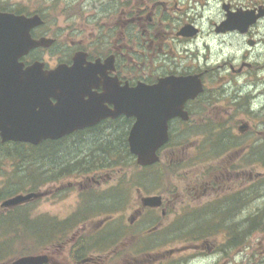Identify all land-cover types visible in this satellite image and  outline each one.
Wrapping results in <instances>:
<instances>
[{
    "label": "flooded vegetation",
    "instance_id": "obj_1",
    "mask_svg": "<svg viewBox=\"0 0 264 264\" xmlns=\"http://www.w3.org/2000/svg\"><path fill=\"white\" fill-rule=\"evenodd\" d=\"M182 1L109 0V9L103 11L105 15H89L82 18L81 22L78 21V24L69 21L66 27L60 30H56L53 24H48L39 12H33L27 17L38 15L41 18V23L31 30V37L37 41L46 39L49 43L47 47L32 49L20 59V62L24 64L25 68L34 63H40L43 70L54 71L60 66L72 67L74 59L77 58L79 69L82 70V81L87 84L88 94L82 98L84 101L92 95L101 97L106 92L116 94L117 90L128 91L139 85L154 86L165 78H197L201 83L202 93L194 99H188L183 105V111L187 113L189 121L183 123L179 118L169 121V135L180 134L194 117L209 118L216 115L228 119L236 114L237 109L241 108L239 102L243 99L242 86L238 84V77L254 72L255 78H251V81L256 86L264 85V78L260 77V73L264 71V0H217L222 16L217 20L209 19L208 21L209 33H206V39L208 40L209 62L203 64L198 62L196 55L197 40L203 32L201 25L196 17L192 18L187 15L189 1L187 0L184 5V7L186 6L185 10L180 7ZM183 11L186 13L181 14ZM78 19L80 20V17ZM104 19L106 20L103 21ZM214 47L224 55L214 58L217 63L212 64L210 58L211 50ZM185 59L187 60L184 61ZM221 59H223L222 62H219L218 60ZM217 77L218 81H216ZM216 84L221 86L220 92ZM256 97L260 100L264 99V87L258 90ZM52 102L54 103V101ZM101 107L110 113L115 110L113 104L108 101H104ZM260 108L261 111L264 109L263 103ZM134 122V117L120 114L114 118L106 117L92 127L76 130L63 137L61 140L66 145L65 151L69 146H72L73 152H66L61 164H51L52 174L47 192L36 191L35 193H41L42 196L26 203H37L38 200L48 199L56 191L69 192L73 190V193H76L79 198L75 201L74 212L80 208L90 211L97 207L95 200L99 199L100 195H104L103 200L109 198L112 209H116L118 204H122V209L125 207L126 214H130L127 219L129 228L126 227L125 238L119 239L116 233L106 234L101 229L97 231L98 235H91V231L86 235L84 234L86 227L71 223L70 215L66 219L49 216L51 233L45 250H50L51 253L35 254L46 256L48 259L46 264H114L113 247L124 245L132 247V227L136 223L142 222L147 212H159L162 217L169 212L175 198L172 200L169 197L161 196L162 207L160 210L143 208L138 205L139 202L141 204L143 196L141 189L137 190L142 195L140 199L137 198V206H134L131 192L128 193L129 197L126 200H122L125 196L117 193L112 184L106 181L110 180L112 176L105 175L107 170H100L101 162H106L111 166L112 160L110 158L109 160L94 158L92 161H86L84 146L77 141L79 138L92 139L96 144L103 145V141L112 144L117 141V136H122L120 147L126 149L128 154L127 137ZM248 130L249 126L247 125L240 133L245 134ZM262 132L258 131V134ZM261 135H264V132ZM76 136L79 137L75 138ZM58 142L50 141L49 143ZM171 144L173 143H168L169 146ZM173 145L178 146L181 143ZM101 150L99 146L94 151L95 155L98 156L99 152H103L106 157L109 156L108 151ZM127 156L128 160L132 162L133 157L130 153ZM90 161H95V167L98 166V168L90 167L88 165L91 163ZM85 164L90 167L87 173L83 167ZM106 164L103 166H107ZM56 174L60 177L55 178ZM69 177L74 180V183L63 182ZM57 179H59L58 184L54 182ZM88 181L92 182L95 188L105 185L106 189L102 193L90 192L91 187L81 191L82 184ZM130 186L132 185L126 184L123 187L120 185L115 187L127 192ZM131 190L132 188H130ZM201 194H203L202 197H198L192 202L194 206L188 208L182 206L184 204L182 197L175 200L174 204L178 205L176 220L186 226L206 229L205 239L208 242H205V246L209 253V193H206L204 189ZM258 200L259 197L254 196V206L250 212L257 213L260 210ZM124 201L126 202L124 203ZM228 201L229 214L244 210L246 212L249 209V205L245 204L244 197ZM18 207L21 205L11 209L0 206V229L6 226L5 217L11 212L14 213L13 211ZM104 208L107 209L106 211L110 209L109 207ZM117 211L115 210L114 213ZM101 225L104 227L105 221L97 226ZM68 228H72L75 233L71 234L68 242H64L65 236L71 232L67 231ZM95 229L98 228L95 227ZM151 230H160L159 223L158 227L154 226ZM58 232H62V241L59 242L57 239V243L55 239ZM141 236L146 237L144 232ZM142 237L139 240H144ZM60 244L71 245L68 255H61L55 248ZM99 244L101 245L99 249L91 251L85 249L88 245L100 246ZM203 247L202 245L201 248ZM100 253L110 254L103 256ZM14 260L13 258L6 262L0 255V264H10Z\"/></svg>",
    "mask_w": 264,
    "mask_h": 264
},
{
    "label": "rangeland",
    "instance_id": "obj_2",
    "mask_svg": "<svg viewBox=\"0 0 264 264\" xmlns=\"http://www.w3.org/2000/svg\"><path fill=\"white\" fill-rule=\"evenodd\" d=\"M186 1L183 0L182 5H180L183 10L186 8V6L184 7ZM188 1L187 15L192 18L196 17L203 31L197 40L196 55L198 62L200 64L208 63L209 48L206 39V33H209L208 21L209 19H219L222 16L221 8L217 0ZM109 3V0H0V12L25 15L39 12L48 24H53L56 30H60L63 27L65 28L69 21L78 24V21L81 22L82 18L89 15H105L103 11L109 9ZM184 13L186 12L183 11L181 14ZM211 51L210 61L212 64L217 63L214 58L224 55L216 47ZM205 59L207 60L205 61ZM222 60L218 61L222 62ZM253 74L254 72H250L249 75L246 73L238 77V84L242 86L241 95L243 99L239 102L241 108L237 109L234 116L228 119L216 115L209 118L205 116L192 118L191 124L180 132L184 136L175 138L172 141L181 142V145L174 146L173 143L163 148L159 152V163L154 165L153 168L151 167V170L147 169L141 172L142 170L136 166L135 160L132 162L128 160L127 151L120 147L117 141L109 144L111 149L114 150V153H111L113 156H110L112 165L110 166L106 162L99 164L101 171L107 170L105 175L112 176L110 180H106L104 177L103 179L110 182L117 193L126 197H123L122 200H126L129 197L128 193L131 192L134 206H137V198L140 199L142 195H161L172 200L182 197L184 200L182 206L188 208L194 206L192 203L194 199L203 196L201 193L205 189L206 193H209V205H216L218 202L226 204L222 206L225 214H227L226 210L229 211L228 200H235L239 197H244L245 204L249 205V209L246 212L245 210L239 213L231 212L227 216V220H224L222 216L209 214V220L213 222V228L220 225L221 231L217 234L213 233L209 237L208 253L205 246V242H208L205 239L206 237L200 238V236L192 234L198 227L186 226L176 220V207L178 205L174 204V200L169 212L164 217L159 212H147L144 220L132 227L133 238L130 236L133 241L132 247L127 245L113 247L114 264H264V135H261L264 132V109L261 111L260 108V105L264 104V99L260 100L256 97L258 90L263 89L264 85L259 84L256 86L251 81V78H255ZM218 77L216 81H218ZM260 77L264 78V71L260 73ZM207 85L209 87V84ZM216 86L219 87L218 91L220 92L221 86L218 84ZM197 125L204 126L208 133L198 132L192 134V128ZM244 125H248L249 130L246 131L247 133L242 134L238 129ZM258 131L263 132L258 134ZM218 134L221 141L217 146L214 141ZM212 135L213 137H211ZM77 137L79 136L75 138ZM118 139L119 136H117ZM77 141L84 146L86 161H92V158L97 156L94 151L99 146L102 147L92 139L79 138ZM209 142H211L210 145ZM218 148L221 149V154L216 155ZM65 149H67L66 145L62 143L59 145L58 150L50 151L47 153L48 155L44 153V159L37 160L40 166L36 168L33 166V169H29V175H26L25 164L23 165L21 161L13 164L9 159L8 155L14 156L15 154L14 148L0 146V204L5 199L17 194H26L28 190L27 188L22 189L25 186L22 177L25 180L28 176H31L33 171L52 172L50 170L51 164H61L66 152H73L72 146H69L67 151ZM115 151H118L119 155H116ZM43 161L44 164L46 163V170L42 167ZM95 161L88 165L95 167ZM117 162H120L121 166H116ZM102 164L107 166L102 167ZM50 174L46 175V184L39 187L40 192H47L51 180ZM135 175L141 180V183L136 187L134 185L137 182ZM57 177L60 176L56 174L55 178ZM58 181L59 179L54 182L58 184ZM68 181L74 183L71 177L63 182ZM126 184L132 185L130 186L131 191L130 188L126 192L119 187H115L119 185L123 187ZM93 185L92 182L88 181L82 184L81 191L91 187L90 192L102 193L106 189L105 185L101 188L98 186L95 188ZM137 188L141 189L142 195L140 191L137 192ZM254 191L256 192L254 193ZM9 193L12 196L9 197ZM254 196L259 197L257 203L260 210L257 211V214L250 212L254 206ZM103 197L104 195H100L99 199L95 200L94 198L96 201L95 206H97L95 208L98 209L94 208L87 211V209L80 208L74 212L75 201L79 200L77 194L73 193V190L69 192L56 191L48 199L44 198L38 200L37 203H28L16 208L13 214L18 216L23 213L27 220H34L33 222L39 223L46 221L47 218H50L49 216L66 219L70 215L71 223L86 227V232H84L86 235L90 231L91 235H98L97 231L101 229L103 233L110 234L114 232L117 234V238L124 239L126 227H128L127 219L130 214H126V209L125 207L122 209V204H118V208L112 209L110 199L107 198L104 201ZM138 205L141 207L140 202ZM104 207L110 209L105 211ZM115 210L118 211L114 213ZM185 213L189 214L190 212ZM249 216H258L263 225L251 226L252 222L247 220ZM222 218L223 221H220ZM104 221V227L102 225L97 226ZM158 223L160 230L152 231L151 229L154 226L158 227ZM20 225L19 223L16 227L13 226L12 230L6 228V232L0 238V243H3L0 255L6 262L30 252L35 254L41 252L51 253L50 250H45L46 247L34 252L33 244H29L30 238L21 231ZM95 227L98 229H95ZM68 229L67 231L71 232L65 236L64 242H68L67 240L71 234L75 233L72 228ZM143 232L148 238L145 247L142 246V241L139 240ZM130 235L132 234L130 233ZM234 235L238 236V243L235 241L237 244L235 247H228V242L234 239ZM57 239L59 242L62 241V232L57 233L55 242L58 243ZM202 245L203 248H201ZM55 248L58 249L61 255H68L71 245L60 244ZM96 248H101V245L96 246Z\"/></svg>",
    "mask_w": 264,
    "mask_h": 264
},
{
    "label": "water",
    "instance_id": "obj_3",
    "mask_svg": "<svg viewBox=\"0 0 264 264\" xmlns=\"http://www.w3.org/2000/svg\"><path fill=\"white\" fill-rule=\"evenodd\" d=\"M41 23L38 16L26 18L0 12V141L38 146L44 141L59 140L72 132L96 125L106 117L124 114L135 119L127 143L136 164L148 167L159 162L158 151L168 140V122L188 120L183 105L202 92L197 78H165L154 86L139 85L128 91L92 95L88 100L87 84L82 81L78 59L72 67L60 66L45 71L40 63L24 68L19 59L49 41L33 40L30 31ZM92 68V67H90ZM108 97V98H107ZM54 101V103L52 102ZM104 101L113 104L106 112ZM109 115V116H108ZM246 126L240 128L244 129ZM40 194L17 195L2 202L13 208ZM148 208L161 206L160 196L142 198ZM44 255L25 256L11 264H46Z\"/></svg>",
    "mask_w": 264,
    "mask_h": 264
},
{
    "label": "trees",
    "instance_id": "obj_4",
    "mask_svg": "<svg viewBox=\"0 0 264 264\" xmlns=\"http://www.w3.org/2000/svg\"><path fill=\"white\" fill-rule=\"evenodd\" d=\"M190 124L191 123L187 124L186 126H189ZM198 132L204 133V134L208 133L207 129L202 125L201 126L197 125V126L192 128V134H196ZM182 136H184V135L181 133L171 135V141L175 138L182 137ZM211 137H213V135ZM220 141H221V138H220V135L218 134V135H216V139H215L214 143H216L218 146ZM62 143H64L63 140L59 141L58 143L46 142L43 145H41L40 147H32L29 145H20V144H5L2 146L8 147V148L9 147L14 148L15 154H14V156L8 155L9 159H11L13 164L17 163L18 161H21L23 163V165L25 164L26 165L25 173H26V175H29V169H33L34 168L33 166H35V168L40 166V164L37 162V160L38 159H44L43 158L45 156L44 153L47 154L50 151L53 152V151L58 150L59 145ZM120 143L121 142H120V136H119V139L117 140V144L120 145ZM102 144H103L102 147H100V149H102L101 151H103V150L108 151L109 154L114 153V150L111 149V146L109 144H107L105 142H102ZM210 144H211V142H209V145ZM53 145H55V146H53ZM115 152H116L115 153L116 155H119L118 151H115ZM219 154H221L220 148H218L216 151V155H219ZM94 158H98L100 160H109L110 155L108 157H106V155L103 152H99L98 156H96V157L94 156ZM94 158H92V159H94ZM44 161H43L42 167L44 168V170H46V163L44 164ZM35 164H37V165H35ZM116 166H121L120 162H117ZM83 167L85 168L86 173L88 172V169H90V167L87 166V164H85ZM102 167H104L103 164H102ZM151 169L149 168L148 170H151ZM50 173L51 172H45V171L34 172L33 171L32 174L30 173L31 176H28L25 180H24V177H22V180L25 183V186H23L22 189L25 190V188H27L28 192H26V193L36 192L41 185L46 184V175L50 174ZM50 175H49V177H50ZM135 178L137 179V182H135L134 185L138 186V184L141 183V180L137 175H135ZM9 196H12V194L9 193ZM224 205H226V204H223V203L221 204L220 202H218L216 205L210 204L209 205V214L213 213L214 215L222 216L224 218V220H227V216L229 215V213H228V210H226L227 214H225V210H224V208H222V206H224ZM215 208H217V209L214 210ZM223 218L220 219V221H223ZM247 220H250L252 222V226H257V227L263 223L259 220L258 216H254V217L249 216ZM33 221L27 220L23 213L16 216L15 214H13L11 212L10 215L5 217V219H4V222H6V226L3 227V229H0V238L4 234V232H6V228H11V230H12L13 226L16 227L17 226L16 224L20 223L21 224L20 229H21V231H23L24 234L28 235V238H30L29 244H33L32 246L34 247V250H33L34 252L38 251L41 248L46 247L50 241V233H51V229L49 228L50 220H48V218H47V220L42 222V223L33 222ZM220 224H221V222H220ZM228 229H230V228H228ZM220 231H221V226L218 225L216 227L214 226V228H213V222H211L209 220V237L213 233L217 234ZM55 232H57L56 229H55ZM230 232H231V230H230ZM192 234H196L199 236L201 235L202 237L200 236V238H203V236H206V229H197V231L196 230L193 231ZM238 236H239V234H238ZM238 236L236 237V235H234V237H233L234 239L230 240L228 242V247H231V246L235 247L237 245L236 242L238 241L237 240ZM230 237H231V235H230ZM2 248H3V243L2 244L0 243V250ZM86 249L89 250L88 246ZM32 253L33 252H30L29 254H32ZM29 254H25V255H29Z\"/></svg>",
    "mask_w": 264,
    "mask_h": 264
},
{
    "label": "bare ground",
    "instance_id": "obj_5",
    "mask_svg": "<svg viewBox=\"0 0 264 264\" xmlns=\"http://www.w3.org/2000/svg\"><path fill=\"white\" fill-rule=\"evenodd\" d=\"M105 134V133H104ZM102 136V135H101Z\"/></svg>",
    "mask_w": 264,
    "mask_h": 264
}]
</instances>
